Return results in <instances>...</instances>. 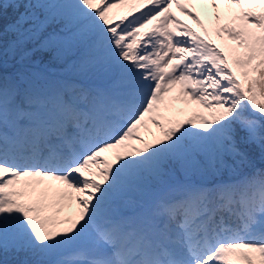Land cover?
Here are the masks:
<instances>
[{"label":"snow or ice","instance_id":"1","mask_svg":"<svg viewBox=\"0 0 264 264\" xmlns=\"http://www.w3.org/2000/svg\"><path fill=\"white\" fill-rule=\"evenodd\" d=\"M0 264H264V0H0Z\"/></svg>","mask_w":264,"mask_h":264},{"label":"rangeland","instance_id":"2","mask_svg":"<svg viewBox=\"0 0 264 264\" xmlns=\"http://www.w3.org/2000/svg\"><path fill=\"white\" fill-rule=\"evenodd\" d=\"M177 14H178V13H177ZM178 15H179V14H178ZM201 18L205 20V23H207V22H208V20H207V17H205V16H203V15H202V17H201ZM182 20H186V18H185V17H183V18H182ZM186 22H188L189 24H192V22H191V21H187V20H186ZM192 26H193V27H195V25H192ZM178 107H180V106H178Z\"/></svg>","mask_w":264,"mask_h":264}]
</instances>
